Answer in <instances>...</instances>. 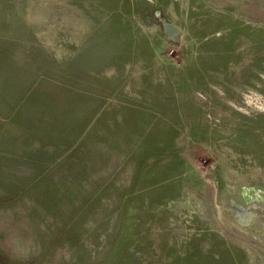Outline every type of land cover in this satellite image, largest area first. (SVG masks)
<instances>
[{
  "label": "rangeland",
  "instance_id": "rangeland-1",
  "mask_svg": "<svg viewBox=\"0 0 264 264\" xmlns=\"http://www.w3.org/2000/svg\"><path fill=\"white\" fill-rule=\"evenodd\" d=\"M0 264H264V0H0Z\"/></svg>",
  "mask_w": 264,
  "mask_h": 264
},
{
  "label": "water",
  "instance_id": "water-1",
  "mask_svg": "<svg viewBox=\"0 0 264 264\" xmlns=\"http://www.w3.org/2000/svg\"><path fill=\"white\" fill-rule=\"evenodd\" d=\"M165 28H166V30H168V31H171V30L173 29V27L170 26V25H165Z\"/></svg>",
  "mask_w": 264,
  "mask_h": 264
},
{
  "label": "bare ground",
  "instance_id": "bare-ground-1",
  "mask_svg": "<svg viewBox=\"0 0 264 264\" xmlns=\"http://www.w3.org/2000/svg\"><path fill=\"white\" fill-rule=\"evenodd\" d=\"M247 198H249V196L247 195Z\"/></svg>",
  "mask_w": 264,
  "mask_h": 264
}]
</instances>
